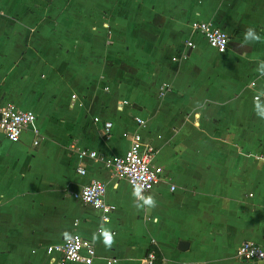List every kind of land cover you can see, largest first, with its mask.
Wrapping results in <instances>:
<instances>
[{
    "label": "crops",
    "instance_id": "crops-1",
    "mask_svg": "<svg viewBox=\"0 0 264 264\" xmlns=\"http://www.w3.org/2000/svg\"><path fill=\"white\" fill-rule=\"evenodd\" d=\"M196 21L227 35L223 54ZM262 61L264 0H0V107L33 113L39 135L0 133V264H49L44 247L70 234L92 244L91 264H243L240 243L264 249ZM133 132L163 171L139 201L75 154L119 157ZM90 180L107 223L71 198Z\"/></svg>",
    "mask_w": 264,
    "mask_h": 264
},
{
    "label": "built area",
    "instance_id": "built-area-1",
    "mask_svg": "<svg viewBox=\"0 0 264 264\" xmlns=\"http://www.w3.org/2000/svg\"><path fill=\"white\" fill-rule=\"evenodd\" d=\"M191 30L198 34L207 46L217 54H223L227 48L228 37L220 29L211 26L203 21L191 23ZM224 44V51L221 52V42ZM191 47L190 43H186ZM165 86L159 88V94ZM73 98V96H71ZM125 105L122 102L120 106ZM35 116L30 111H21L10 105L0 107V133L11 144H16L26 130L31 133V145L37 146L39 135L34 127ZM94 122L97 119H93ZM137 126H143V122L135 119ZM110 123L103 124L104 134H108ZM126 137V133L122 135ZM79 163L89 160L98 163L112 178L122 179L126 182L135 201H139L143 195L151 191L161 182L163 171L160 166L154 163L157 149L151 144L144 143L137 132L130 134L129 147L119 157H105L94 151L81 149L75 152ZM77 175H84L82 166L75 169ZM173 190V187H170ZM105 187L97 180H90L82 185L76 192L71 193V198L80 204L86 205L99 212V219L102 223L109 221V214L113 207L104 201ZM44 254L49 264H91L94 256L92 244L83 240L77 234H70L63 237L60 243L44 247ZM235 257L243 264H258L264 260V249L251 242H242L235 251ZM152 253L146 254L148 264L152 263Z\"/></svg>",
    "mask_w": 264,
    "mask_h": 264
},
{
    "label": "clouds",
    "instance_id": "clouds-1",
    "mask_svg": "<svg viewBox=\"0 0 264 264\" xmlns=\"http://www.w3.org/2000/svg\"><path fill=\"white\" fill-rule=\"evenodd\" d=\"M245 42L246 41H258L260 39V37L255 33V30L252 29V28H249L246 33H245ZM227 41H222L221 42V52L224 51V44H226ZM258 71L260 72L261 75H264V61H262L259 65V68H258ZM256 109H257V112L258 114L261 116V117H264V110L260 109L259 107V104L256 105ZM146 203L148 204H151L152 201L151 199L149 198L148 200L145 201ZM104 236H105V243L106 244H111L112 243V236L110 233H108L107 231H105L104 233Z\"/></svg>",
    "mask_w": 264,
    "mask_h": 264
},
{
    "label": "water",
    "instance_id": "water-1",
    "mask_svg": "<svg viewBox=\"0 0 264 264\" xmlns=\"http://www.w3.org/2000/svg\"><path fill=\"white\" fill-rule=\"evenodd\" d=\"M186 247H187V244H186L185 242H179L178 245H177V249H178L179 251H183V250H185Z\"/></svg>",
    "mask_w": 264,
    "mask_h": 264
}]
</instances>
